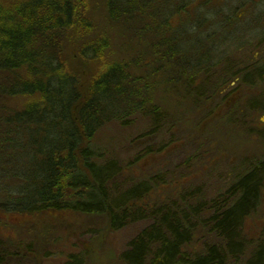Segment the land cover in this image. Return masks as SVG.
<instances>
[{"label": "trees", "instance_id": "16d2710c", "mask_svg": "<svg viewBox=\"0 0 264 264\" xmlns=\"http://www.w3.org/2000/svg\"><path fill=\"white\" fill-rule=\"evenodd\" d=\"M105 6L108 23L124 27L125 35L156 34L132 42L148 44L147 59L159 57L146 63V75L137 73L141 62L114 60L91 76L85 65L105 57L110 39L88 0H0V97L31 99L21 110L0 113L1 214L20 226L62 214L102 218L111 232L148 222L119 253L120 264H264V229L254 240L244 234L260 204L264 160H252L246 174L210 201L194 202L181 191L159 202L150 197L173 184L167 177L122 182L135 163L122 168L95 144L107 123L126 126L139 114L151 121L150 136L164 130L168 115L147 99L154 79L182 67L165 85L199 95L204 85L185 78H197L212 58L187 56L181 43L187 29L171 27L170 16L188 12L181 0H105ZM188 67L190 74L183 71ZM250 77L243 75V83L252 84ZM142 149L137 156L155 153L150 145ZM9 174L12 185L5 183ZM197 232L201 246L190 249ZM35 244L0 238V264H22L36 254ZM64 264L86 262L71 254Z\"/></svg>", "mask_w": 264, "mask_h": 264}, {"label": "rangeland", "instance_id": "374dc122", "mask_svg": "<svg viewBox=\"0 0 264 264\" xmlns=\"http://www.w3.org/2000/svg\"><path fill=\"white\" fill-rule=\"evenodd\" d=\"M88 2L97 14L101 31L110 39L105 57L85 65L91 76L114 60L130 61L132 65L141 62L138 75L150 72L146 63L152 64L154 57H159L152 54L147 59L148 44L132 42L153 39L156 34L143 36L129 32L125 35L124 27L118 24L116 27L106 20L105 0ZM181 3L187 6L188 12L170 16L169 22L173 28L183 25L184 30L187 29L184 37L183 34L180 37H183L181 43L186 55L195 56L198 52L212 56L200 68L197 78H185L195 85L202 83L203 92L192 95L185 88L168 87L165 82H171V77L176 75L174 72L181 71L182 67L174 72L166 70L167 76L157 75L154 79V91L147 97L168 115L164 130L150 136L151 121L139 114L129 122L126 118V126L114 121L107 123L94 138L106 156L116 159L122 168L135 163L125 177H121L122 182L132 178L139 182L144 177L164 175L166 181L173 183L159 186L150 201L174 199L181 191L196 197L194 202L210 201L223 195L234 178L246 174L252 160H264V87L256 77H250L252 84L242 81L243 75L254 73L258 67L259 45L252 36L253 31L256 36L257 12L264 0H249L253 18L248 21L243 16L245 0H181ZM184 70L190 74L189 67ZM91 76L89 73L85 78ZM197 99L199 105H196ZM30 102L29 97L1 96L0 113L21 110ZM149 145L155 151L153 155L137 156ZM8 176L5 183L14 184L15 180ZM262 186L260 204L244 228L245 236L251 240L259 237L264 229V179ZM39 219L44 218H29L20 226L15 217L0 212V238L13 240L15 244L20 242L22 246L28 240L36 243V254L22 264H64L71 254L83 257L86 264H120L119 253L148 223L140 222L111 232L102 218L90 220L81 215L62 214L41 222ZM198 232L190 249L201 246L202 236ZM11 264L21 263L11 260Z\"/></svg>", "mask_w": 264, "mask_h": 264}, {"label": "flooded vegetation", "instance_id": "af4514ba", "mask_svg": "<svg viewBox=\"0 0 264 264\" xmlns=\"http://www.w3.org/2000/svg\"><path fill=\"white\" fill-rule=\"evenodd\" d=\"M245 1H246V7L244 8L243 16L244 18H246V21L252 20L253 13L251 12V8L248 5L249 0H245ZM256 24H257L256 36H254L255 34L253 31L252 37L257 38L256 44L259 45L260 52H258L259 56H257L258 67L255 68V72L252 73L251 76L256 77L259 83H261L262 86L264 87V5H262L260 10L257 12V23ZM247 27L249 28V26Z\"/></svg>", "mask_w": 264, "mask_h": 264}]
</instances>
